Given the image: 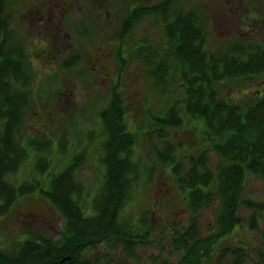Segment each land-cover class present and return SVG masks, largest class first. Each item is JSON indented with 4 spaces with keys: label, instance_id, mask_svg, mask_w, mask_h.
Segmentation results:
<instances>
[{
    "label": "rangeland",
    "instance_id": "374dc122",
    "mask_svg": "<svg viewBox=\"0 0 264 264\" xmlns=\"http://www.w3.org/2000/svg\"><path fill=\"white\" fill-rule=\"evenodd\" d=\"M157 1L14 2L12 28L33 69L32 105L26 110L18 135L24 142L45 136L52 143L47 153L29 148L17 170L6 176L9 182L18 185L38 180L47 188L53 175L76 162L75 177L83 184L76 200L85 214H91L93 197L105 171L102 158L106 137L99 111L107 104L112 88L123 98L125 120L136 137L132 158L138 166V177L120 216L134 232L143 233L144 241L136 244L130 255L121 247L106 244L84 250V256L92 261L98 256L102 264H170L178 259L180 252L172 244V232L187 225L191 211L176 183L171 162L162 161L159 152L168 140L173 156L180 160L184 155H197L212 142L206 138L203 119H194L183 111L178 125L164 127L165 137L158 135V126L150 122V115L160 114L174 98H182L179 79L171 64L158 85L143 61L145 55L157 61L165 49V35L154 16L138 20L123 36L120 26L128 7ZM185 5L196 7L204 16L211 48L235 40L264 42V0H186ZM72 52L79 57L63 65ZM216 88L220 97L243 105L264 95V72L224 79ZM43 155L46 161H39ZM208 157L210 166L215 167L217 155L209 151ZM182 161L186 167L187 160ZM242 197L252 201L239 207L241 225L222 238L201 264H231L233 257L224 249L226 245L242 246V257L248 261L264 250V211H256L254 226H250L255 203L264 200V182L248 169L244 170ZM214 214L212 207L201 211L203 230L211 225ZM64 229L65 219L38 190L19 195L10 210L0 216V248L12 253L24 239L36 235L59 242Z\"/></svg>",
    "mask_w": 264,
    "mask_h": 264
},
{
    "label": "trees",
    "instance_id": "16d2710c",
    "mask_svg": "<svg viewBox=\"0 0 264 264\" xmlns=\"http://www.w3.org/2000/svg\"><path fill=\"white\" fill-rule=\"evenodd\" d=\"M15 1L0 0V216L10 210L19 195L38 190L63 216L65 229L59 242L36 235L24 239L12 253L0 248V264H48L61 259L89 264L91 260L83 251L100 244L121 247L130 255L134 246L144 241L143 233L134 232L120 216L138 177V166L132 158L136 137L127 126L124 101L115 87L99 111L106 137L102 158L105 171L93 197L91 214H85L76 200L83 192V184L74 173L76 162L53 175L47 188L38 180L16 185L6 179L28 156L29 148L47 153L52 143L45 136L30 137L24 142L18 135L26 110L32 105L33 69L12 28ZM185 2L159 0L128 7L121 20L120 35L146 15L159 21L165 49L157 61L151 55L143 56V61L158 85L172 64L183 96L174 98L160 114L150 115V122L158 126V135L165 137L164 127L178 125L185 113L194 119L202 118L206 138L212 140L211 146L197 155L182 157L187 160L186 167L182 158L173 156L168 140H164L159 152L162 161L171 162L176 183L191 211L187 225L172 232V244L180 254L170 264H201L222 238L241 225L240 205L252 201L242 197L244 170L256 173L264 182V95L241 105L220 97L216 88L224 79L264 72V42L235 40L209 47L204 16ZM78 57L79 53L72 52L63 65L74 63ZM209 151L219 159L215 167L209 164ZM42 160L46 161L45 155L39 158ZM255 206L250 226H254L256 211H264V200ZM210 207L215 208V217L203 230L201 211ZM262 244L264 249V226ZM224 249L232 254L231 264H264V250L250 262L242 257V246L226 245Z\"/></svg>",
    "mask_w": 264,
    "mask_h": 264
},
{
    "label": "flooded vegetation",
    "instance_id": "af4514ba",
    "mask_svg": "<svg viewBox=\"0 0 264 264\" xmlns=\"http://www.w3.org/2000/svg\"><path fill=\"white\" fill-rule=\"evenodd\" d=\"M83 255H85V251H83L82 253ZM48 264H87L85 261H80L79 263H75L73 261H70L69 259L67 261L61 259L59 261H53V262H49ZM89 264H102V262L99 260V257L96 256L95 260L94 261H90Z\"/></svg>",
    "mask_w": 264,
    "mask_h": 264
}]
</instances>
